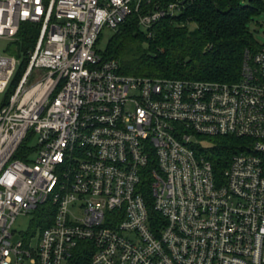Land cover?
<instances>
[{
	"label": "built area",
	"instance_id": "obj_1",
	"mask_svg": "<svg viewBox=\"0 0 264 264\" xmlns=\"http://www.w3.org/2000/svg\"><path fill=\"white\" fill-rule=\"evenodd\" d=\"M153 1L0 0V39L40 26L0 111V264H264V47L236 83L124 75L98 42L180 8ZM20 65L0 52L1 94ZM222 137L244 143L221 173ZM41 209L46 228L14 241Z\"/></svg>",
	"mask_w": 264,
	"mask_h": 264
},
{
	"label": "trees",
	"instance_id": "obj_2",
	"mask_svg": "<svg viewBox=\"0 0 264 264\" xmlns=\"http://www.w3.org/2000/svg\"><path fill=\"white\" fill-rule=\"evenodd\" d=\"M173 2L180 4L181 13L166 16L149 31L140 25V14L128 18L114 32L106 50L99 51L103 60H118L122 74L137 77L240 81L246 54L263 49L250 25L264 15V0H156L145 6L143 13L154 11L157 5L166 8ZM39 35V24L21 26L16 40L21 67L9 94L28 67ZM243 143V139L222 137L211 145L208 156L219 172L224 171ZM25 149L26 143L16 158L23 159Z\"/></svg>",
	"mask_w": 264,
	"mask_h": 264
},
{
	"label": "rangeland",
	"instance_id": "obj_3",
	"mask_svg": "<svg viewBox=\"0 0 264 264\" xmlns=\"http://www.w3.org/2000/svg\"><path fill=\"white\" fill-rule=\"evenodd\" d=\"M176 13L178 15L181 12L177 11ZM250 29L251 31L254 32L255 39L257 40L258 44L264 47V15L258 17L257 22H252L250 25ZM113 35H114L113 31L104 30L102 37H101L102 40H100L97 46V49L100 52H104L106 50L108 43L111 40ZM18 47L19 45L16 43V41L11 42L8 40L0 39V52L5 57H15L17 59L16 54L18 53ZM12 93L11 94H9V92H6L5 94L0 93V111H2L1 109L3 108L4 105L9 103ZM38 143L39 142H37V139L34 138L30 142L29 147L36 148ZM32 157L35 158L36 154L35 153L34 155L32 154ZM43 218H44V214H43L42 209L37 212H31L30 214L19 216L14 226V231L16 233L14 241H18L22 239V237H26L30 234H33L36 231L37 226H41ZM46 225L47 224H43L42 226L46 228ZM40 233H41V227L39 228L37 232L36 239L33 240L34 246L37 245Z\"/></svg>",
	"mask_w": 264,
	"mask_h": 264
},
{
	"label": "water",
	"instance_id": "obj_4",
	"mask_svg": "<svg viewBox=\"0 0 264 264\" xmlns=\"http://www.w3.org/2000/svg\"><path fill=\"white\" fill-rule=\"evenodd\" d=\"M185 3H186V1H183V2H182V5H184Z\"/></svg>",
	"mask_w": 264,
	"mask_h": 264
}]
</instances>
